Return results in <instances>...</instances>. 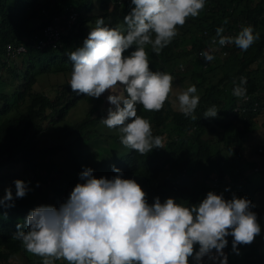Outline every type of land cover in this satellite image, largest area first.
<instances>
[{
  "label": "trees",
  "instance_id": "obj_1",
  "mask_svg": "<svg viewBox=\"0 0 264 264\" xmlns=\"http://www.w3.org/2000/svg\"><path fill=\"white\" fill-rule=\"evenodd\" d=\"M130 7V0H100L101 13L97 14L91 0L84 5L78 0H0V172L3 166L18 164L25 176L35 175L42 190L49 183L53 167L50 164L43 169V155L63 154L73 181L55 186L53 180L68 176L62 168H56L49 185L57 193L55 208L67 200L77 183H82L77 178L86 168L83 161L87 155L73 154L60 138L38 149V135L63 120L83 96L72 92L66 79L53 90L52 97L35 89V83L46 74L71 72L68 54L83 45L98 18H103L108 27L125 31L123 18ZM48 24L55 25L58 42L55 47L39 48L37 41ZM248 25L260 38L247 51L234 44L218 48L210 42L216 38L218 27L224 28L223 35L235 36L242 26ZM178 31L179 35L158 56L151 54L154 61L150 64L151 70L173 76L172 93L159 112H146L137 105V114L150 121L153 135L163 139L164 148H154L145 155L128 148L114 163L111 151V157H99L113 164L105 167L97 163L92 170L99 178L111 179L116 175L112 171L114 165L123 173L122 178L133 179L141 186L150 205L154 197L161 202L174 198L183 206L196 205L209 191L223 194L226 200L234 193L238 198L249 199L255 190L259 191L257 182L264 174V0H206L200 15L189 18ZM19 46L23 51L15 54ZM209 48L213 49V61L206 63L194 57L195 52ZM150 50L151 46H146L148 54ZM178 58L184 62L183 71L172 64ZM241 77L247 80L245 98L232 94L234 82L239 84ZM191 85L196 86L200 97L195 120L179 112L176 101V95ZM213 106L218 109L217 116L205 118V111ZM93 108L68 129L64 128L65 136L82 131L86 137L91 133L102 118L101 114L94 115ZM96 130L102 135L100 129ZM94 153L95 150L90 152V156ZM3 179L0 173V183ZM34 192L38 194L39 190L34 187ZM3 196L0 194V198ZM34 208L16 198L13 207L0 206V264L16 255L22 256L26 264H42L40 257L28 253L19 240L12 238L16 225H23ZM251 210L257 214L261 235L251 245L238 246L240 255L231 250L232 237H226L228 245L223 250L228 256L227 264H264V224L259 221L264 218V207ZM189 264H193L191 259Z\"/></svg>",
  "mask_w": 264,
  "mask_h": 264
},
{
  "label": "clouds",
  "instance_id": "obj_2",
  "mask_svg": "<svg viewBox=\"0 0 264 264\" xmlns=\"http://www.w3.org/2000/svg\"><path fill=\"white\" fill-rule=\"evenodd\" d=\"M130 5L123 18L125 31L108 27L98 18L83 45L68 54L72 65L68 86L77 95L95 99L108 92L106 99L113 107L101 123L118 129L123 146L145 155L164 148V142L153 135L150 121L137 114V105L146 112L161 111L174 79L169 73L151 70L146 46H151L150 55L158 56L189 18L200 15L206 0H130ZM223 32L218 27L212 43L234 44L241 51L260 38L251 25L242 26L235 36ZM129 49L134 50L124 55ZM212 51L209 48L199 55L211 62L215 59ZM172 64L183 71L181 58ZM246 83L245 77L239 84L234 82L233 96L245 98ZM196 93V86L191 85L176 95L179 112L193 120L200 101ZM217 112L213 106L204 117L215 118ZM112 171L116 175L111 179H97L91 168H84L79 174L83 183L74 186L59 208H34L23 225H16L12 238L40 257L42 264H189L190 259L193 264H205V260L227 264L226 237H232L231 250L240 255L238 246L251 245L261 235L257 214L251 210L255 205L247 198L233 194L226 200L223 194L209 191L196 205L183 206L174 198L161 202L159 197L150 205L135 180L122 178L114 165ZM14 186L15 197L11 188L5 189L0 206L13 207L15 198L31 190L19 179Z\"/></svg>",
  "mask_w": 264,
  "mask_h": 264
},
{
  "label": "rangeland",
  "instance_id": "obj_3",
  "mask_svg": "<svg viewBox=\"0 0 264 264\" xmlns=\"http://www.w3.org/2000/svg\"><path fill=\"white\" fill-rule=\"evenodd\" d=\"M82 5L86 3L87 0H78ZM100 0H91L93 8L97 9V14H100V10L98 11V3ZM94 9V11H96ZM149 57V64H151L153 60V57L148 54ZM254 65V64H253ZM70 73L67 72L66 74H46L43 76H40L37 79V82L35 83L34 88L37 90H41L45 92L49 97L53 96L54 89L58 88L60 84L63 83L64 79L69 80L70 79ZM118 92H122V89H119ZM109 93L105 92L101 95L99 99L90 98L87 96H83L78 100L76 105L69 109L65 118L61 121H56L54 124L47 126L39 135H38V141L37 146L38 149L40 147H48L50 144H53L56 141V138H60L61 142L66 146L69 145V148H71L72 153L75 155H79L82 153L84 157L83 164L86 168L93 169V165L100 163H103L105 167L111 166L117 158H119L121 155L126 153L127 147L123 146L120 143L119 136L120 133L118 129H108L106 126H104L101 123V120L103 118L107 117V110L111 106L107 102V95ZM94 107V108H93ZM93 108V111H95L94 115L101 114V117L98 120V123L95 124V126L91 133H88L86 137H84L83 132H75L71 133L68 136H65V133L68 129V127L71 126L72 123L78 121L79 119H82L84 117V114L86 111L91 110ZM178 108V105H177ZM264 121V120H263ZM65 128V129H64ZM64 129V130H63ZM100 129L102 131V135H98L97 130ZM113 136H112V135ZM216 137H219V135H215ZM84 137V138H82ZM257 141V138H254ZM254 139L250 140L249 143H253ZM248 142V141H247ZM73 143V144H70ZM93 155L90 156V152H94ZM114 151V154L112 157H114L113 163H109L108 160L100 158L99 156H109V152ZM99 153V154H96ZM263 155V154H262ZM230 156V155H228ZM253 156H257L255 153ZM111 157V156H109ZM65 157L63 154L54 155V154H44L42 157V164L41 166L43 169L50 166V164L53 166L51 168V176L49 177L48 184L46 186L43 185L42 190L39 189V193L34 192V187L37 188V183L35 179V175L29 174L28 176H25L22 174V170L20 165L18 164H8L6 166H3L1 169V174L4 175L3 181L0 183V194H5V189L11 188L13 196L15 197V186L14 181L19 179L22 181H25L28 184V187L31 189L27 192L25 197L23 198H16L19 200H22L26 202L30 207H39L42 205L45 206H53L55 204V197L56 192L53 191L49 185H51L52 181L51 178L55 177L53 174L57 167H60L64 170V172L68 175L64 178H56V180H53V184L59 185L60 187L64 185V181H73L71 177L70 167L65 165ZM80 159V158H78ZM97 161V162H96ZM67 162H69V158H67ZM96 162V163H95ZM103 167V166H100ZM70 172V174H69ZM95 170H93V176L95 178H99L98 174H96ZM63 176V174H62ZM79 181V177L77 178ZM83 183V181H81ZM257 186L260 187L259 191H254L253 194L249 197V200L255 205V207H264V174H261V179L259 182H257ZM39 187V186H38ZM41 191V192H40ZM235 194V193H234ZM233 195V194H232ZM231 195V196H232ZM237 198L238 196L235 195ZM260 223L264 224V218L259 219ZM224 251V250H223ZM225 252V251H224ZM226 253V252H225ZM227 254V253H226ZM6 264H26L25 259L20 256L16 255L9 259ZM205 264H211V262L205 260Z\"/></svg>",
  "mask_w": 264,
  "mask_h": 264
},
{
  "label": "built area",
  "instance_id": "obj_4",
  "mask_svg": "<svg viewBox=\"0 0 264 264\" xmlns=\"http://www.w3.org/2000/svg\"><path fill=\"white\" fill-rule=\"evenodd\" d=\"M70 18H74V14L70 15ZM230 36V35H228ZM59 39V35H58V31L55 27L54 24H48L46 25L43 29H42V38L38 39L37 41V47H42V46H51V47H55L56 43L58 42ZM214 38L210 39V42L212 43ZM217 47H221L218 43ZM23 51V48L21 46L15 48L14 53L17 54L19 52ZM201 51H197L195 52V58H202L199 53ZM222 55L224 54L223 52L221 53ZM203 59V58H202ZM206 62V61H205ZM207 63V62H206Z\"/></svg>",
  "mask_w": 264,
  "mask_h": 264
},
{
  "label": "water",
  "instance_id": "obj_5",
  "mask_svg": "<svg viewBox=\"0 0 264 264\" xmlns=\"http://www.w3.org/2000/svg\"><path fill=\"white\" fill-rule=\"evenodd\" d=\"M37 189L39 190V187L37 186Z\"/></svg>",
  "mask_w": 264,
  "mask_h": 264
}]
</instances>
